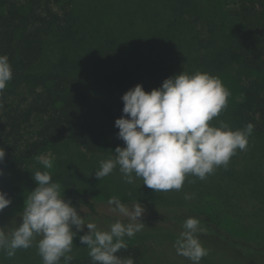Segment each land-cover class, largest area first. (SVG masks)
Masks as SVG:
<instances>
[{
  "label": "trees",
  "instance_id": "1",
  "mask_svg": "<svg viewBox=\"0 0 264 264\" xmlns=\"http://www.w3.org/2000/svg\"><path fill=\"white\" fill-rule=\"evenodd\" d=\"M159 1L168 8L170 16L163 30L152 25L155 17L160 16ZM83 3L0 0V55L8 56L13 70V78L0 91V150L6 153L0 163L4 170L0 179H9L18 187L25 181L32 182L30 177L35 171L28 168L22 175L16 165L49 150L58 152L63 147L78 146L95 155L115 153L118 146L125 147L115 127L116 119L124 115L122 96L137 84L150 92L165 79L183 73L170 62L155 57L154 49L143 50V43L160 33L166 46L183 41L175 34L177 31L205 46V57L195 58L201 64L185 71L189 75H226L232 73L234 62L251 72L236 113L245 127L248 123L254 125L252 134L256 138L264 139V0H238L231 11L239 25L234 35L216 25L217 13L210 12L206 0H128L127 9L121 11L124 18L118 17L116 22L121 23L120 27H103L106 22L102 13ZM138 10L149 27L146 35L129 32L125 27V21ZM253 72L258 76L254 77ZM36 122L38 127L31 131ZM38 170L47 171L43 167ZM60 177L63 175H52V180L60 181ZM15 186L2 182L0 191L14 196L19 189ZM62 195L79 212H87L85 223L94 222L100 230H108L115 222L99 217L97 201L91 193L73 189L64 190ZM150 219L133 237L158 233L160 223ZM204 219L219 227L211 216ZM84 229L76 236L89 232L86 226ZM13 230L5 228L7 233ZM208 236L215 244L223 245L220 238ZM131 238H124L127 248L117 255L131 257L134 264H144L142 248L129 243ZM39 239L36 237L33 244ZM73 257L72 264H92L88 252ZM60 264H64L63 258Z\"/></svg>",
  "mask_w": 264,
  "mask_h": 264
},
{
  "label": "rangeland",
  "instance_id": "2",
  "mask_svg": "<svg viewBox=\"0 0 264 264\" xmlns=\"http://www.w3.org/2000/svg\"><path fill=\"white\" fill-rule=\"evenodd\" d=\"M82 1L85 6H94L97 12L102 13L106 22L103 27L105 25L121 26V23L117 24L116 22L118 17L124 18L125 14L121 11L127 9L125 5H128L126 4L128 0ZM206 1L210 5V12L217 13L214 17L216 25L230 34H237L238 21L231 11L238 0ZM110 5H114L116 9L114 10ZM154 5H158V3L154 2ZM159 5L160 16L155 17L152 25L163 30L162 27L170 22V16L168 8L163 7V3ZM141 13L138 10L132 14L131 18L125 21V27L129 32L134 31L146 35L149 27ZM154 31L156 33V30ZM219 31L221 32L219 34L224 35V31ZM175 34L180 35L183 41L177 40L174 44L166 46L161 41L162 34L160 33L155 36V39L152 38L150 41L144 42L143 50L154 49L152 53L155 57L170 62L180 72L196 69L201 61L197 62L195 58L205 57L203 52L207 49L204 48L205 46H199L196 42L193 43L190 35L179 34L178 31ZM188 37L189 40H187ZM238 71H240V76ZM231 72L215 76L221 80L229 95L227 107L222 110L219 116L213 118L210 124L219 126L220 121H223L232 130H237L245 128L236 113V106L244 98V88L251 72L238 62L233 63ZM253 76L257 77L258 75L254 73ZM36 127H38V122L33 127L31 126L30 130L34 131ZM41 155L53 159V167L46 169L51 176L63 175L60 177V181H56L61 186V192L77 189L91 193L97 201L98 215L101 218L128 222L125 217L111 210L107 201L112 196H117L129 207L138 201L144 206L142 222L144 223L150 217V221L160 223L158 224L160 227L158 233H143L128 240L129 243L141 246L144 264H193L188 258L178 255L174 247L176 239L184 230L183 223L189 217H195L200 221L203 231L197 235L201 244L208 250V254L202 258L200 264H264V139L256 138L251 134L248 137L247 150H237L227 167H217L204 180L187 175L180 191L171 190L168 192H156L143 185V180L140 178H135L134 184L126 183L118 165L110 175L101 180L97 179L95 171L99 169L100 161L114 159L116 153L113 152L93 155L82 147L67 146L58 152L49 150L38 156ZM42 167L43 165L34 157L25 163H18L16 170L23 175L28 168L31 171H36ZM30 179L32 182L25 181L22 187H18L17 183L15 186L9 179H0V183L25 189H18L14 196H8L12 203L0 212V226L14 229L21 222L22 218L19 214L23 212L25 200L30 192L38 186L32 176ZM185 194L191 196V199L186 200ZM164 209L166 210L164 211ZM161 213H165V215ZM86 214V211L80 212L84 220H88L85 217ZM199 215L202 216L199 217ZM206 216H211L214 224H218L219 227L215 228L211 222L205 221L204 217ZM168 221L170 223H167ZM85 231L86 229L81 232ZM77 233L79 234V232ZM200 234L207 236L203 238ZM208 235L220 238L223 245L215 244V241L213 242ZM80 236L82 235L74 237L72 255L89 252L87 246L81 244ZM0 264H43V260L38 253L37 244H32V247L28 249H17L15 256L12 257H9L6 251L0 250Z\"/></svg>",
  "mask_w": 264,
  "mask_h": 264
},
{
  "label": "clouds",
  "instance_id": "3",
  "mask_svg": "<svg viewBox=\"0 0 264 264\" xmlns=\"http://www.w3.org/2000/svg\"><path fill=\"white\" fill-rule=\"evenodd\" d=\"M12 78L8 56L0 55V91ZM228 95L221 80L206 72L189 75L184 71L150 92L137 84L122 96L124 115L115 121L118 138L126 146L115 149L114 159L100 161L96 178L110 175L118 165L128 184L140 178L143 185L156 192L180 191L187 175L204 180L217 167H227L237 150H247L248 137L254 130L252 123L237 130L223 121L219 126L210 124L227 107ZM5 155V150H0V163ZM36 159L44 169L53 167L51 157L41 155ZM32 177L38 186L25 200L19 214L21 222L10 233L0 227V250L12 257L17 249L32 247L33 240L40 237L37 249L43 264H60L62 258L64 264H72L74 237L86 226L89 232L80 236V242L89 249L92 264H134L131 257L121 258L117 253L127 248L125 237H133L145 226L141 220L145 208L139 201L129 207L112 196L107 201L111 210L128 222L116 220L108 230H100L94 222L85 223L50 172L36 170ZM185 199L191 196L185 194ZM11 203L0 191V212ZM182 227L174 243L176 252L200 264L208 254L197 235L203 231L200 221L189 217Z\"/></svg>",
  "mask_w": 264,
  "mask_h": 264
}]
</instances>
